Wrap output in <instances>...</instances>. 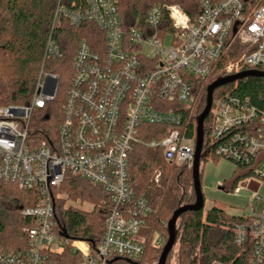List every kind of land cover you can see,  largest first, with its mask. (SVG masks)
<instances>
[{
  "label": "built area",
  "instance_id": "obj_1",
  "mask_svg": "<svg viewBox=\"0 0 264 264\" xmlns=\"http://www.w3.org/2000/svg\"><path fill=\"white\" fill-rule=\"evenodd\" d=\"M191 1L190 12L163 2L128 24L119 0H59L45 59L60 56L53 33L65 21L86 34L77 42L57 136L39 140L30 133L33 113L58 95L57 73L41 69L29 104L0 106V183L39 197L22 209L33 221L26 246L0 251V264H142L152 207L131 186V152L140 145L161 149L169 163L192 168L196 132L184 135L183 119L198 81L215 72H264V0ZM90 23L94 32L85 28ZM227 55L234 58L223 64ZM210 114L204 150L252 169L248 184L259 208L235 224L234 242L249 249V264H264V109L226 95L214 98ZM67 174L110 196L97 244L61 235L55 192ZM152 243L160 247L164 238L156 235Z\"/></svg>",
  "mask_w": 264,
  "mask_h": 264
},
{
  "label": "trees",
  "instance_id": "obj_2",
  "mask_svg": "<svg viewBox=\"0 0 264 264\" xmlns=\"http://www.w3.org/2000/svg\"><path fill=\"white\" fill-rule=\"evenodd\" d=\"M58 2L59 0H0V106L29 104L42 68L45 72L57 73L60 77L56 99L47 103L46 108L33 113L30 133L39 140L57 136L66 90L74 73L73 60L77 42L86 34L82 28H75L65 21L53 33L60 45V56L45 59L46 43ZM163 2L179 3L189 12L195 6L191 0H119V9L126 22L133 24L142 21L152 6ZM85 28L89 32L95 31V25L91 23L85 24ZM232 58L233 55H227L222 63L225 64ZM213 75L214 73L206 80L198 81L195 100L184 108L183 133L186 136H195L196 117L205 108L207 87L216 79H213ZM226 95L248 97L253 104L264 109V77L244 78L221 86L214 92L215 99ZM204 128L205 146L208 148L213 128L211 114L205 119ZM211 154L216 158L220 157L213 152ZM235 163L242 173L236 175L238 171L234 172L232 190H235L240 180L252 176L251 167ZM128 172L136 195L146 199L152 207V212L147 217L148 238L141 263L157 264L168 238L167 224L174 211L185 200L187 203L195 201L192 168L171 164L165 160L161 149L140 145L129 156ZM157 173H160L158 180L155 177ZM58 189L71 199L103 205L97 210L86 212L73 207L65 209L64 202L59 205L57 202L58 220L69 237L90 239L97 244L103 236L106 214L111 205L109 194L99 185L71 174H67ZM37 202L39 197L36 191L0 183V251L13 252L26 246L28 230L33 221L22 214V209ZM243 219V215L231 214L222 204H214L207 211L203 208L182 214L178 222L176 243L179 244L178 264H249V249L234 242L235 224ZM156 233L164 238V245L160 247L152 243Z\"/></svg>",
  "mask_w": 264,
  "mask_h": 264
},
{
  "label": "rangeland",
  "instance_id": "obj_3",
  "mask_svg": "<svg viewBox=\"0 0 264 264\" xmlns=\"http://www.w3.org/2000/svg\"><path fill=\"white\" fill-rule=\"evenodd\" d=\"M167 44H169L168 41ZM220 75L221 72L214 73L213 79L219 77ZM192 100H195V95L192 97ZM235 171H238L236 175L242 173L241 169L238 170L235 162L224 156L216 158L210 153L206 159L202 160L201 174L202 190L205 197V211L210 209L214 204H222L228 212L235 215L251 214L255 206L259 208V205L252 197L254 193V187L248 184L249 180H252L253 177L249 176L238 182L236 187L244 186V188H242L240 191L236 192L235 190L231 189L234 179L233 174ZM159 176L160 173H157L155 176L156 179H159ZM222 186L224 189L220 188ZM55 194L57 195L58 205L60 202H64L65 209L73 207L90 212L92 210L101 208V203L95 205L90 201L71 199L64 191H61V189L58 188ZM185 203H187L186 200L183 202V204ZM156 235H159V233H156L155 236ZM178 249L179 244H176L168 258L167 264H178ZM152 264H156V262H153Z\"/></svg>",
  "mask_w": 264,
  "mask_h": 264
},
{
  "label": "water",
  "instance_id": "obj_4",
  "mask_svg": "<svg viewBox=\"0 0 264 264\" xmlns=\"http://www.w3.org/2000/svg\"><path fill=\"white\" fill-rule=\"evenodd\" d=\"M248 77H264V72L256 70L243 71L236 74L220 76L212 81L207 87L206 105L204 110L196 117V152L194 156V162L192 166V178H193V190L195 194V201L192 203H185L178 206L174 211L171 219L167 224L168 238L162 249L157 264H167L168 257L174 249L178 239V222L182 214L188 211H199L204 208L205 197L202 190V174H201V162L210 153V149L204 150L205 145V128L204 122L207 116L210 114L213 101L214 92L217 88L226 84L235 83L238 80H242ZM224 189V187H220ZM61 235L69 237L65 228L62 229Z\"/></svg>",
  "mask_w": 264,
  "mask_h": 264
}]
</instances>
